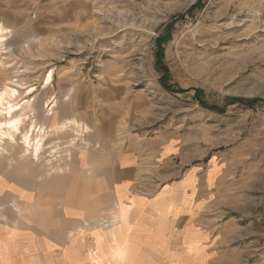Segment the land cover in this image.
Instances as JSON below:
<instances>
[{
	"label": "rangeland",
	"instance_id": "1",
	"mask_svg": "<svg viewBox=\"0 0 264 264\" xmlns=\"http://www.w3.org/2000/svg\"><path fill=\"white\" fill-rule=\"evenodd\" d=\"M60 1L61 18L43 21L53 51L12 47L0 27V174L68 155L61 144L46 151L57 107L44 92L62 89L66 76L118 81L146 103L150 137L186 145L180 170L192 196L180 216L163 201L167 184L148 181V199L160 201L143 215L137 248L113 241L118 217L104 224L111 242L82 264H264V0ZM171 24L164 64L181 93L160 83L156 41ZM197 91L224 113L203 108Z\"/></svg>",
	"mask_w": 264,
	"mask_h": 264
},
{
	"label": "crops",
	"instance_id": "2",
	"mask_svg": "<svg viewBox=\"0 0 264 264\" xmlns=\"http://www.w3.org/2000/svg\"><path fill=\"white\" fill-rule=\"evenodd\" d=\"M62 5L60 0H0V27L12 47L53 51L43 21L59 20ZM49 77L46 87L54 88ZM66 77L62 89L42 96L57 107L45 128L54 133L46 151L61 144L68 155L58 160L47 153L36 168L22 165L0 174V264H82L91 249L111 242L104 224L118 217L113 241L124 249L128 239L134 250L140 228L148 226L143 215L160 201L148 199L154 195L148 181L167 184L163 201L171 211L181 207L180 216L192 196L180 170L189 162L186 145L150 137L149 109L138 92L112 79ZM177 155L179 164L173 161Z\"/></svg>",
	"mask_w": 264,
	"mask_h": 264
},
{
	"label": "trees",
	"instance_id": "3",
	"mask_svg": "<svg viewBox=\"0 0 264 264\" xmlns=\"http://www.w3.org/2000/svg\"><path fill=\"white\" fill-rule=\"evenodd\" d=\"M172 27L173 25H169L168 27H166L165 32L163 35H161L156 43H157V59H158V69L159 72L161 73V79H160V83L161 85L170 92H175V93H181V90H173V88L170 86V81H171V76H170V72L168 70V68L166 67V65L164 64V44L169 41L171 39V31H172ZM196 99L200 102L201 106L209 111L212 112H217V113H224V111L222 109H220L217 106H211L209 105L204 97H203V93L197 91L196 92ZM258 100H246V99H236L233 104H241L244 106H249L252 107L253 105H255L256 103H258Z\"/></svg>",
	"mask_w": 264,
	"mask_h": 264
},
{
	"label": "bare ground",
	"instance_id": "4",
	"mask_svg": "<svg viewBox=\"0 0 264 264\" xmlns=\"http://www.w3.org/2000/svg\"><path fill=\"white\" fill-rule=\"evenodd\" d=\"M30 142V141H29ZM27 144V143H26ZM27 146V145H26Z\"/></svg>",
	"mask_w": 264,
	"mask_h": 264
}]
</instances>
